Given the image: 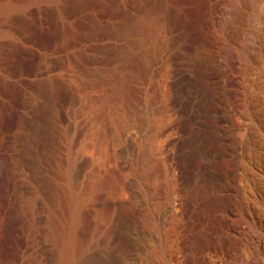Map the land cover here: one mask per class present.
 Masks as SVG:
<instances>
[{"label": "rangeland", "instance_id": "rangeland-1", "mask_svg": "<svg viewBox=\"0 0 264 264\" xmlns=\"http://www.w3.org/2000/svg\"><path fill=\"white\" fill-rule=\"evenodd\" d=\"M263 83L264 0H0V264L14 263L19 243L29 247L25 264H54L43 216L27 245L22 194L56 202V169L75 137L76 151L94 155L81 149L92 131L94 141H105L107 174L134 176L126 167L137 140L180 163L185 175L200 162L208 186L218 179L229 187L223 208L208 199L189 205L177 249L182 264H262L264 250L251 254L253 220L237 211L242 144L254 132ZM125 112L143 125L140 133L121 124ZM126 177L130 207L104 192L96 201V210L121 212L101 228L104 263L122 219L131 216L133 234L149 231L145 190ZM144 254L139 264H159Z\"/></svg>", "mask_w": 264, "mask_h": 264}, {"label": "bare ground", "instance_id": "bare-ground-1", "mask_svg": "<svg viewBox=\"0 0 264 264\" xmlns=\"http://www.w3.org/2000/svg\"><path fill=\"white\" fill-rule=\"evenodd\" d=\"M199 60L204 64H207L208 61L206 57H201ZM261 89L259 99H256L258 103H255L257 105L253 112V117L256 122L254 132L242 144L240 164L243 170V177L239 211H237L245 217L251 218L250 220H253L252 223L255 232L252 231L253 229L251 230L254 232L252 235L253 253L251 251V254L255 255L260 250H264V233L262 234V231H264V83ZM120 118L121 124L125 122L126 125L134 128L133 131L135 129L138 132L141 131L143 125L127 112L123 113ZM118 121L119 119L112 121V131L117 134L121 133V124L119 125ZM92 132L85 135V139L81 143V149L84 152L91 148L94 151V155L87 157L79 153L78 149L76 151L73 144L75 137L70 142L69 154L65 163L61 164L60 162V166L56 169L57 178L60 179L58 182L55 181L57 191L56 202L51 201L46 196L47 198L44 197L43 204H40L39 196L44 195L37 193L32 195L22 194L21 212L28 222L29 229L27 245H31L36 240L38 232L40 231L39 221L43 216L42 226L44 228V239L55 251L53 257L54 264H139L143 253H145V256L148 255L147 257H152L157 260L159 264H174L175 262L182 264L184 260L182 259V262L181 252L177 253V249H179L178 247L181 244L179 235L184 215L189 211L188 208L192 203L200 199L215 200L223 208L231 198L229 187L222 185L223 183H216L218 179L216 181L213 178L212 186H208L206 182L207 176H205L206 174L203 171L205 169L202 170L204 167L199 165L200 162L197 165L198 167L195 173L192 172L193 175L189 173L191 175L190 178H186L187 175L184 174L185 171L180 166L179 160V164H177L176 161L175 163L174 161L171 162V159H168L169 157L163 156L162 159H159V156L157 157L156 154L158 152L154 150L153 146L151 147V145L137 140L134 141V145L132 144L133 151L128 155L129 157L132 155V159H130L131 161L128 163V167H126L131 171L130 175L133 174L134 176L130 178V176L125 174L126 177L120 173L121 171L119 175L113 176L115 172L111 175L112 171L110 169L109 175L107 174V168H105V163L109 158L106 155L108 150L106 151L105 141H100L101 137H98L100 140H95L97 141L95 142L93 140L96 139L93 138L94 131ZM136 136L132 137L137 138ZM132 137L131 139H133ZM57 145L55 144V148ZM172 148L174 153H178L176 147ZM214 165H217V163ZM125 177L126 179L129 177V182H132L131 184L137 187L136 189L139 186L145 190V198L142 200L144 206V223L149 231L133 234V220H130L131 214L128 213L130 217L122 219L117 231L112 233L108 229L112 233L110 237L112 246L110 248V257L104 263L101 259H98V250L100 248H98V244L100 243L99 239L101 237L99 236L100 231L102 226L110 228V226L114 225L121 212L119 213L117 208L111 209L110 212H107L106 209L96 210L95 205L101 192L111 197L120 196V198H116L117 201L126 200V207L130 203L132 204L126 197H122V187L123 182H125L122 180ZM208 177L210 176L208 175ZM213 177L215 178V176ZM160 191L163 192L164 198L159 194ZM158 194L163 198V201L159 198L160 196L158 197ZM135 195L134 197L137 199L138 195ZM133 200L136 202L133 203H139L137 200ZM164 205H166V210ZM160 207H164V212H161ZM158 211L161 213H158ZM132 219H135V217ZM21 245L19 243L16 247L15 253L17 258L13 264H25L26 262V250L29 247L24 248ZM260 253L264 252L260 251ZM259 256L262 255H258L257 257ZM252 263L258 264V261L257 263L256 261ZM259 263L261 262L259 261ZM262 264H264V260Z\"/></svg>", "mask_w": 264, "mask_h": 264}]
</instances>
